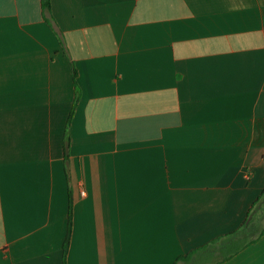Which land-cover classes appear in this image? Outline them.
Masks as SVG:
<instances>
[{"label":"crops","instance_id":"1","mask_svg":"<svg viewBox=\"0 0 264 264\" xmlns=\"http://www.w3.org/2000/svg\"><path fill=\"white\" fill-rule=\"evenodd\" d=\"M49 3L58 33L40 0H0V264H62L68 191L66 264H173L240 228L264 188V0ZM219 264H264V233Z\"/></svg>","mask_w":264,"mask_h":264},{"label":"trees","instance_id":"2","mask_svg":"<svg viewBox=\"0 0 264 264\" xmlns=\"http://www.w3.org/2000/svg\"><path fill=\"white\" fill-rule=\"evenodd\" d=\"M44 19L48 22L50 27L58 33L55 29L52 19H50V3L49 0H40ZM46 17V18H45ZM77 73L75 68L72 66V81L75 89V96L73 101L72 110L69 114L64 138H63V156L65 164L66 179L69 183L68 173V147H69V122L73 114L74 107L79 98V89L76 82ZM68 221H67V232L63 243V257L62 264H66V256L68 246L71 238L72 230V199L70 191H68ZM264 233V188L257 196V198L251 204L246 218L240 228L235 232L227 235L224 238L214 240L208 245L202 246L196 250L189 252L186 255L179 256L173 264H219L227 259L233 257L235 254L243 250L244 248L257 242Z\"/></svg>","mask_w":264,"mask_h":264},{"label":"built area","instance_id":"3","mask_svg":"<svg viewBox=\"0 0 264 264\" xmlns=\"http://www.w3.org/2000/svg\"><path fill=\"white\" fill-rule=\"evenodd\" d=\"M82 194L84 195V193L82 192Z\"/></svg>","mask_w":264,"mask_h":264}]
</instances>
